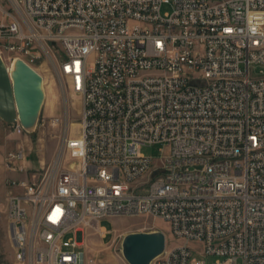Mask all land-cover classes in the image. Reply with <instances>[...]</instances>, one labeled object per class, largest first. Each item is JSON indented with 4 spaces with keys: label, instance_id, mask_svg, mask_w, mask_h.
Returning <instances> with one entry per match:
<instances>
[{
    "label": "built area",
    "instance_id": "built-area-1",
    "mask_svg": "<svg viewBox=\"0 0 264 264\" xmlns=\"http://www.w3.org/2000/svg\"><path fill=\"white\" fill-rule=\"evenodd\" d=\"M0 50L54 69L81 98L80 131L42 177L7 178L14 257L95 264L100 220L158 217L182 243L150 264H264V0H16ZM162 5L171 10L161 13ZM78 21V29L67 28ZM33 67V66H32ZM2 120L0 119V122ZM15 132L23 127L18 118ZM165 143L159 162L141 146ZM5 165L22 160L8 151ZM81 232V238H78Z\"/></svg>",
    "mask_w": 264,
    "mask_h": 264
},
{
    "label": "rangeland",
    "instance_id": "rangeland-1",
    "mask_svg": "<svg viewBox=\"0 0 264 264\" xmlns=\"http://www.w3.org/2000/svg\"><path fill=\"white\" fill-rule=\"evenodd\" d=\"M170 5H162L161 13L169 12ZM264 13H252L253 17ZM18 16L16 0H0V22L8 21L11 17ZM55 58L45 54L33 63V68L43 78L44 101L35 125L29 130L23 129L21 133L15 132L11 124L0 122V264H29L26 260L19 261L14 257L9 234V217L7 194L9 191L20 190L10 188L6 183L7 178L32 181L42 177L56 164L62 154V139L65 135L77 136L80 131L81 98L79 95L66 90L63 79L57 75L54 62L60 56V51L55 50ZM13 58L5 57V64L9 67ZM264 66L252 64L250 74L252 77L261 75ZM21 150L24 154L22 160L13 163L15 169H8L5 165V155L8 151ZM141 152L150 156L153 161L159 162L162 155L168 151L165 143H155L141 146ZM10 171L11 175H9ZM100 226L108 231L104 237L100 232L90 230L94 237H98L104 243L111 241L115 235L114 244L119 253L124 235L130 232L162 231L166 237L167 247L182 243V239H176L170 230L168 222L146 215H118L109 216L100 220ZM113 233V234H112ZM86 235L83 243L85 244ZM189 247L193 255L202 259L206 264H212L219 256L215 254L205 255L202 253V243L190 241ZM113 253V254H112ZM114 250L97 253L95 264H112ZM123 256V255H122ZM237 264H241L238 260Z\"/></svg>",
    "mask_w": 264,
    "mask_h": 264
},
{
    "label": "water",
    "instance_id": "water-1",
    "mask_svg": "<svg viewBox=\"0 0 264 264\" xmlns=\"http://www.w3.org/2000/svg\"><path fill=\"white\" fill-rule=\"evenodd\" d=\"M9 71L0 56V119L13 124L16 117L25 130L32 128L39 116L44 90L42 75L19 57L13 58ZM81 238V232H78ZM165 247L162 231L130 232L123 236L121 252L128 264H150Z\"/></svg>",
    "mask_w": 264,
    "mask_h": 264
},
{
    "label": "crops",
    "instance_id": "crops-1",
    "mask_svg": "<svg viewBox=\"0 0 264 264\" xmlns=\"http://www.w3.org/2000/svg\"><path fill=\"white\" fill-rule=\"evenodd\" d=\"M8 172H9V175H11L10 171H7V173ZM103 229H104V233L100 235V237H104L106 234H109L110 232H112V231H108V229H106L105 227H103ZM114 241H115V235L112 236V239L110 242L104 243L102 240H99L98 237H94V234H92L90 231H87L85 246H86V250L88 254L93 255L96 261H97V258H96L97 253L106 251L112 247V249L114 250V254H115L113 255L114 256L113 259L114 258L115 259L112 264H128V262L124 259V257L119 253L115 245H113Z\"/></svg>",
    "mask_w": 264,
    "mask_h": 264
},
{
    "label": "bare ground",
    "instance_id": "bare-ground-1",
    "mask_svg": "<svg viewBox=\"0 0 264 264\" xmlns=\"http://www.w3.org/2000/svg\"><path fill=\"white\" fill-rule=\"evenodd\" d=\"M251 15H252V13H251ZM67 28L78 29V21H67ZM0 56L3 58V60H5L6 54L2 50H0ZM14 62H15V60H12V62L10 63V65L8 67L9 71H11L14 68ZM9 234H10L12 246L14 248V255H15V253H17V244H15V236H14L13 231H11L10 228H9Z\"/></svg>",
    "mask_w": 264,
    "mask_h": 264
}]
</instances>
